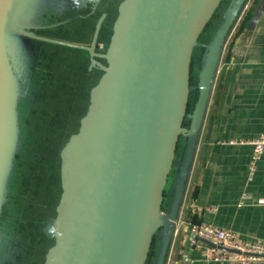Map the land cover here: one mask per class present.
Masks as SVG:
<instances>
[{
    "label": "water",
    "instance_id": "water-1",
    "mask_svg": "<svg viewBox=\"0 0 264 264\" xmlns=\"http://www.w3.org/2000/svg\"><path fill=\"white\" fill-rule=\"evenodd\" d=\"M112 1L46 0L45 4L53 6L54 18L86 9L101 11L102 21ZM20 2L0 0V180L2 175L10 191L12 148L39 87L33 74L39 46L29 48L33 38L14 28ZM245 3L119 0L102 53L93 52L97 23L86 49L90 65L96 64L101 75L88 91L76 131L58 153L60 193L55 215L42 228L52 240L42 264H145L153 234L150 264H166L218 60ZM70 22L65 18L59 24ZM41 27L50 24L44 21ZM200 49L196 82L190 84V58ZM13 98L21 100L23 109L19 127L10 125L17 115ZM7 194L0 196V223ZM9 233L0 224V264L11 246Z\"/></svg>",
    "mask_w": 264,
    "mask_h": 264
},
{
    "label": "crops",
    "instance_id": "crops-1",
    "mask_svg": "<svg viewBox=\"0 0 264 264\" xmlns=\"http://www.w3.org/2000/svg\"><path fill=\"white\" fill-rule=\"evenodd\" d=\"M245 6L218 60L166 264H224L202 259L189 244L192 223L232 230L241 240H264V203L258 202L264 199V149L248 178L251 141L264 131V0H246ZM70 13L56 17L55 25L80 17ZM87 16L96 27L101 11Z\"/></svg>",
    "mask_w": 264,
    "mask_h": 264
},
{
    "label": "rangeland",
    "instance_id": "rangeland-1",
    "mask_svg": "<svg viewBox=\"0 0 264 264\" xmlns=\"http://www.w3.org/2000/svg\"><path fill=\"white\" fill-rule=\"evenodd\" d=\"M46 0H21L16 13L14 15V23L15 29L21 30L22 32H28L29 33V37L33 38V39H29V45H27L29 48H33L35 45L40 47V43L43 42L45 44L50 45L51 43H53V41H51V43H48L50 41H45L43 39H40L38 37H45V38H49L51 40H56V41H60L63 43H69V46H74V45H70V44H75L72 43L71 39L72 37H68V38H61V37H50L48 34L44 35V33H41L44 30H48V31H55L54 33H56V35H60V36H64L66 33V30L70 29V31H74L76 30V27H78L77 22H80L82 19V15L80 16L79 19H74L72 21V23L69 24H65V25H57L56 29H54V25L56 24V18H54L53 15V6L48 4H45ZM119 0H114V4L112 6V8H110L111 10V14L110 11L108 9L107 12H109V16L106 18L105 24L107 27V36L105 38V41L108 40V37L110 35L111 32V23L115 17V7L116 4L118 3ZM82 11H87L86 9H82ZM79 11L76 12H71L70 14H73L71 16V18L75 15V13H78ZM107 15V14H106ZM89 16V15H88ZM46 17H50L48 20H46ZM44 21H47L48 24H50V27H41L42 23ZM63 22V20L61 21ZM59 26H62L59 28ZM208 30L209 27L206 29L205 33L206 35H208ZM53 32H50V34H54ZM71 36V35H70ZM17 38V37H16ZM15 38V39H16ZM71 40V41H69ZM201 41V40H200ZM32 43V44H31ZM34 45V46H33ZM99 45H101L98 50V53H102L105 51V44L104 41L99 42ZM45 46V45H44ZM53 46V45H52ZM41 47H43L41 45ZM49 50V52H55L57 59L54 61L55 63L53 64V66L55 68H53L55 70L56 75L54 77H52V79L58 81L57 85L56 83L49 84V82L47 81V75L44 72V66L41 63H48V61L43 60H39V62L37 63L38 66H36L35 63V67L37 69H35V71L33 72V74H36V77H38V79H36V81H38L39 83V87L40 89L43 88L44 92L43 95H41L40 98L35 100V103L32 105V107L29 109V113H28V117L26 119V123L27 126L29 128L34 129L35 133H37L38 135H40L42 138H44V145H43V149L44 150H48V161L52 160L53 161V167L54 170H52L49 174L52 175L54 173L55 177V170L57 169V155L59 153V150L61 148V146L64 144V142L66 141L67 137L72 133L76 131V128L78 126V121L79 118L81 117L83 111L86 108L87 105V92L85 91V100H82L81 96L78 94H75V91L77 89V82L80 78H77L73 75L72 77V73L69 72V64L74 63L75 62V56L73 55V53H71L70 50H66L64 48L61 47H57V48H47L43 47L42 51H46ZM197 50V49H196ZM38 50L36 51V58L38 57ZM25 54V53H24ZM23 54V55H24ZM25 57V55H24ZM94 59V58H93ZM38 60V59H37ZM100 63L105 64V61H100ZM89 66L88 67H97L96 64L94 65H90V63H88ZM97 70V69H96ZM41 71V72H40ZM45 74V75H44ZM101 75V71L97 70L96 73V78L92 81V76L91 74L87 75V79H80L79 85H88L92 86L90 84V81H92V83H95L97 81V79L99 78V76ZM60 81V82H59ZM76 81V82H75ZM75 85V86H74ZM74 86V88H73ZM87 87V89H88ZM56 92H55V90ZM64 98V99H63ZM62 104L61 105V100ZM3 95L0 97V106L2 107L3 105ZM65 101V103H64ZM68 101H71L75 103L73 104V108L76 107L73 110V117H71V122H67L66 125H60L58 128V131L55 133V135L53 137H51V142H50V137H48L46 135V128L49 122L51 123H60V118L64 115L63 113H65L64 111V105L67 103ZM85 101V102H83ZM20 103L21 100L18 99L16 100V98L12 99L11 104L15 107L16 104V112L17 115L16 116H12V119L10 120V125H12L13 127H19V119L22 116L21 112L23 111L22 108H20ZM20 108V109H19ZM55 118V119H54ZM65 119V118H64ZM67 120H64V122H61L62 124L65 123ZM4 126V123L2 124V127ZM49 126V125H48ZM50 143V146L46 147L48 144ZM43 164L40 163V165ZM26 176L29 175L27 169H24L23 172ZM48 174V175H49ZM35 185V181L32 180V184L31 187L33 189V186ZM52 188V192H54V196H53V201L51 203H48L49 198V192H47L46 194L42 195V200L43 202H39L38 197H33L32 201L30 202L33 203V207L29 206L30 208L25 207L24 209H21V215L19 218V222L18 225L20 224V226H22V222L24 218H34L35 220H37V224L39 223V226H44L45 222L47 221L48 218H51L55 215V205L57 204L58 201V192H59V188L58 185L55 186H51ZM21 193H26V191H28L27 186H23L21 187ZM6 192H8V194H11L7 183L4 184L3 182V178L1 175V180H0V196L4 195ZM7 195H5V198H7ZM5 202L7 204H5V209H7L8 207V200H5ZM37 203V204H34ZM2 226H5L7 228V223L5 222V220H1L0 223ZM14 244V243H13ZM15 245V244H14ZM47 245H43L39 248V250H37L36 252V256L34 259V262H32L31 264H42L43 258H44V254L47 250ZM0 257H1V253H0Z\"/></svg>",
    "mask_w": 264,
    "mask_h": 264
},
{
    "label": "trees",
    "instance_id": "trees-1",
    "mask_svg": "<svg viewBox=\"0 0 264 264\" xmlns=\"http://www.w3.org/2000/svg\"><path fill=\"white\" fill-rule=\"evenodd\" d=\"M114 4V1L110 3L109 6H107L104 10L107 14L108 9L112 8ZM110 7V8H109ZM116 10V7H115ZM217 11V10H216ZM216 11L213 15V18L217 17ZM209 27V24H207L204 28V32ZM204 34L201 35L199 40L204 41ZM202 50L196 51L194 50L192 53V56L190 58V84H195L196 79L194 78V72L195 65L197 62H199V59L201 57ZM99 70L97 67L95 68ZM100 71V70H99ZM39 86L38 82H36ZM91 85H94L91 84ZM91 86L88 87L87 93L89 91ZM35 88V84H34ZM43 88L40 90L38 88V91L35 94V99H38L43 95ZM30 93H34L33 85L31 86ZM88 95V94H87ZM197 92L195 91L192 93V99L191 102L189 100L188 102V110L191 109L192 104L194 100L196 99ZM88 101V96H87ZM85 111V110H84ZM84 111L82 115L84 114ZM81 115V116H82ZM27 117L24 118L23 125H21L18 129L19 137L20 139L17 141L16 145L14 144V147L12 148V155H14V160L12 163V168L10 170V185H11V194L8 197V207L7 209H4L1 219H4L7 223V227L10 231V236L12 237L11 240V246L7 250V257L2 262V264H31L36 256V251L38 249V246L47 245V248L52 244V240L46 238L44 235L42 228L43 226H39V223L37 224V220L35 225L28 224V219L24 218L22 224V227L20 228V224L18 225L19 218L21 215V209H24L25 207L30 208L33 207V203L30 204V202H33V197H38L39 199H42V195L46 194L49 191L45 190L44 184L42 183L43 178L46 174L54 170L53 161H48V150L43 149L44 145V138H42L40 135L35 133L34 129L29 128L27 126V123L25 122ZM184 125H188V121H184ZM46 135L51 137L55 135V133L58 131V127H52V125L47 126L45 129ZM73 133V132H72ZM68 138V137H67ZM50 146V143L46 146ZM40 165V163H42ZM58 166H59V159L57 155V169L55 170L56 177L54 173L51 176L52 184L55 188L56 185H58L59 188V175H58ZM24 169H27L29 176H30V189L26 191V193H21V187L24 186L23 179L26 176L23 172ZM36 175L38 178V182L33 186V189L31 187L32 180L34 179L32 176ZM35 181V180H34ZM60 193V188L58 195ZM195 195V191L192 190L190 193V197H193ZM54 192H49L48 203H51L53 201ZM164 197H166V189L164 190ZM39 203V201H38ZM34 204H37L34 202ZM164 204H165V198H164ZM163 207V206H162ZM25 230V232H24ZM15 245H14V244ZM154 246H155V234L152 235L151 244H150V250L148 253V257L146 259L145 264H150L152 256H154ZM28 248V249H27Z\"/></svg>",
    "mask_w": 264,
    "mask_h": 264
},
{
    "label": "flooded vegetation",
    "instance_id": "flooded-vegetation-1",
    "mask_svg": "<svg viewBox=\"0 0 264 264\" xmlns=\"http://www.w3.org/2000/svg\"><path fill=\"white\" fill-rule=\"evenodd\" d=\"M110 10L111 9H109V11ZM110 14H111V11H110ZM70 15L72 16L73 14H70ZM77 15L78 16L82 15V18H81L82 20L80 22H77V25H78L79 28L76 27V30H74L73 32L70 31V29H68V30H66V33H64L65 34L64 36L56 35V33H54L55 32L54 30L53 31L44 30L41 33H44V35L48 34L50 37H53V38H56L57 36L61 37V38L72 37V39H71L72 41L71 40H69V41H71L72 43H75L76 45H81V46H85V47L84 48L83 47H79V46H73L72 47V46H69L67 44H59V43H56V42H54V43L48 42V43H51L50 45H48V44H45V43L41 42L40 43V47L38 48V52L39 53H38V57H37V59H38L37 63L39 62V60L41 61L44 58H45L44 59L45 61H48V63H41L44 66L43 70H44V72L47 75V81L49 82V84H52L53 81H54V83H56V85H57L58 81L52 79V77H54L56 75L55 70L53 69V68H55L53 66V64L55 63L54 61L57 59L56 53L55 52H49V50H46L44 52V51H42V48L46 47V49H47V48L61 47V48H64L66 50H70L71 53H73V55L75 56V59H74L75 62L72 63V64L71 63L69 64L70 65L69 68H68L69 72L72 73V77H73V75L75 77H77V78H79V76H80V78H79V80L77 82V85H76L77 89L74 90V91H75V94H78V95L81 96L82 100H85V91L87 92L88 85L85 84L84 88H83V85L82 84L79 85V82H80L81 77H82L83 80L87 79V75L88 74L93 75L92 78L93 77L94 78L92 79V81L96 78V76H95L96 73H97V70L95 69L96 67H88L89 66L88 57L90 55V52H89L88 49H86V47H90L91 46L96 27H95V25H92V23H90V20H89V18L87 16V11H85V13H84V11H80L78 13H75L74 16H77ZM66 16H68V14ZM108 16H109V12H107V15L105 16V18L103 19V22L99 26L97 37H96V40L94 42V47H93V52H95V53L99 52V50H98V48L100 47L99 46V42L104 41V44L106 43L105 38L107 36V27H106L107 24H105V21H106V18ZM79 18L80 17H78V19ZM60 27H62V26H59V28ZM50 32H53L54 34L51 35ZM41 45L43 47H41ZM93 58L96 61H99V60L102 61L101 58H99V57H97L95 55L93 56ZM37 63H36V66H38ZM34 68L37 69L35 66H34ZM97 68H98V66H97ZM92 81H90V84H93ZM74 86H73V88H74ZM54 90H55V88H54ZM55 92H56V90H55ZM63 99L61 100V105H63L62 104ZM83 102H85V101H83ZM64 103H65V101H64ZM74 103H75V101L72 102V103H71V101H68V104L66 103L64 105L65 106L64 107V110H65L64 112L65 113H63L64 115L60 118V123H51V122H49L48 125H52V127L55 126V127L59 128L60 125H66L67 122L68 123L71 122V117H73V110L76 108V107H74V108L72 107ZM64 120H67V121L62 124L61 122H64ZM48 174L45 175V177L42 180V183L44 184V187H45L46 191L52 192L51 191L52 190L51 186H53V184H52L53 181L51 179L50 174L49 175ZM32 177L34 178L33 180H35V184H36L38 182V178L36 177V175H34ZM29 180H30V176L29 175L25 176L24 179H23V184H24V186H27L28 190L30 189ZM39 202L41 203V202H43V200L41 199V200H39ZM32 223H33V225H35L36 220L34 218H29L28 219V224H32ZM21 227L22 226H20V228ZM24 232H25V230H24ZM39 248H40V246H38L37 250H39Z\"/></svg>",
    "mask_w": 264,
    "mask_h": 264
},
{
    "label": "built area",
    "instance_id": "built-area-1",
    "mask_svg": "<svg viewBox=\"0 0 264 264\" xmlns=\"http://www.w3.org/2000/svg\"><path fill=\"white\" fill-rule=\"evenodd\" d=\"M245 5L226 37L223 50L232 30L243 16ZM251 143L253 151L248 164V178H251L253 175L256 162L264 149V131L254 138ZM245 197L243 195L242 200ZM258 202L264 203V199H260ZM211 208L216 209L214 206ZM178 222L177 219L176 223L178 224ZM188 229L190 232L188 242L199 250L202 259L224 264H264V240H241L232 230L220 228L205 222L189 224ZM183 259H189L187 254H183Z\"/></svg>",
    "mask_w": 264,
    "mask_h": 264
}]
</instances>
